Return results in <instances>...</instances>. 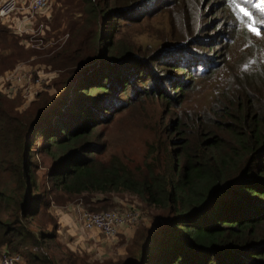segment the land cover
Instances as JSON below:
<instances>
[{
  "label": "trees",
  "instance_id": "16d2710c",
  "mask_svg": "<svg viewBox=\"0 0 264 264\" xmlns=\"http://www.w3.org/2000/svg\"><path fill=\"white\" fill-rule=\"evenodd\" d=\"M82 1L81 18L64 44L46 58L53 70L67 76L65 93L58 89L52 100L40 91L45 76L35 85L42 67L19 58L23 51L12 49L6 35L13 33L19 48L22 42L29 46L28 36L37 30L20 32L11 27L16 18L11 23L0 20V41L12 49L0 52V77L23 61L20 65L33 74L32 87L25 90L27 81L15 92L0 79V254L5 248H47L27 249L23 264H264V68L247 64L208 107L187 110L185 92L212 59L191 50L142 53L135 45L119 42L121 29L109 28L108 19L119 25L121 20L138 23L133 16L146 12L152 0ZM257 5L254 0L246 17H256L262 10ZM14 14L21 12L16 9ZM52 19L45 20L46 26ZM251 60L248 57V63ZM79 66L75 85L70 80ZM171 68L185 74L165 78L164 71ZM154 90L169 102H179L177 118L169 124L175 139L180 137L177 145L165 128L161 132L166 135L147 144L141 164L131 167L117 154L103 160L105 143L94 130L109 111H115L113 95ZM41 167L48 170L45 181L38 173ZM56 192L88 194L86 205H78L90 210L99 203L101 210L113 204L126 207L132 202L119 196L126 192L159 209L162 216L155 215L159 219L154 228V220L149 225L145 214L137 223L126 224L137 226L126 252L130 263L127 256L97 259L91 251L73 249L58 237L57 219L48 208L51 201L68 199H57ZM115 195L121 201L113 199ZM74 205L69 202L67 207L74 211L76 226L89 230L80 224ZM35 217L42 222L39 231L30 226Z\"/></svg>",
  "mask_w": 264,
  "mask_h": 264
},
{
  "label": "rangeland",
  "instance_id": "374dc122",
  "mask_svg": "<svg viewBox=\"0 0 264 264\" xmlns=\"http://www.w3.org/2000/svg\"><path fill=\"white\" fill-rule=\"evenodd\" d=\"M53 2L56 3V7L52 24L40 26L34 35H29V46L21 41L23 44L20 42L21 45L18 44L20 47H15L17 37L10 31H6L11 48L23 51L19 58L35 66L39 65L46 73L45 80H41L44 86L40 88V91H45L49 100H52L58 89L62 90V94L65 93L67 76L60 69L53 70V66L47 63L46 58L50 55L49 51L53 53L55 49L64 44L68 32L75 27L84 9L82 0H60L59 4L57 0ZM253 2L254 0H152L146 12L130 15L134 19H140V22L121 20L119 25V22L116 23L113 18H109L107 26L109 28L116 26L121 29L118 34L119 42L127 43L131 47L135 45V48L137 50L140 48L142 53L159 52L161 48L171 53L170 49H174L175 52L179 49L180 53L191 50L196 54L211 58L210 67L203 68L201 75L195 77L194 85L185 92L183 107L190 111H200L208 107L220 91L229 87L232 82L230 79L233 77L234 82L245 71L242 69L247 64L248 68H264V26H262V23L264 24V0H258L262 10H257L255 18L243 16L244 14L237 7L249 12L248 7L252 6ZM253 27H256L260 34L252 31ZM2 35L3 33L0 32V39ZM175 37L183 38L176 40ZM3 42L0 41V52L12 51L11 48H5ZM17 42H19L18 39ZM248 57L252 58L249 63ZM80 66L74 72L76 75L70 80L75 85H78V78L75 77H77ZM170 71H164L165 78L174 76L173 74H185L177 68H171ZM36 77H39V74H36ZM140 83L143 85L146 82L141 81ZM75 95L70 97H75ZM113 96L114 102H117V104L114 103L117 106L115 111H109L105 121L98 124L94 130V135L101 134L98 140L105 143V153L100 156L103 160L108 161L112 155L117 154L131 167H135L144 161L147 144L154 140L158 142L159 138L167 133L177 145L180 137L175 139L177 135L169 126L170 122L177 118L174 111L177 113L180 110L177 100L169 102L166 96L159 97L155 90L146 95H138L137 91H129L128 94H114ZM108 97L110 98V94ZM165 128L167 133L163 134L161 130ZM42 139L43 137L39 141L41 142ZM33 158L37 159L38 156L34 154ZM49 164L50 160L47 158L46 165L49 166ZM47 172L46 167L39 169L41 180H47ZM56 193L59 194L57 199H68L60 204L72 202L82 206L86 205L85 195H88L86 193L61 192L63 195ZM119 194L123 201L135 203L142 208L144 214L148 215L149 225L153 220L159 219L155 217L157 213L162 216L159 209L147 207L136 195H127L126 192ZM106 204L109 205V203ZM100 205L102 204L99 203L97 208L91 210H101ZM116 205L113 204L103 209L113 208ZM34 220L37 221L35 225ZM30 226L39 231L42 227L40 218L35 217L31 220ZM122 242L124 253H120L118 247L112 246L109 257L97 259L128 257L126 252L131 241L123 238ZM48 244L51 245L50 250H56L53 242ZM45 248L23 247L21 252L25 255L27 249L42 251ZM6 249L11 250L9 248L4 250ZM25 264L28 263L25 262Z\"/></svg>",
  "mask_w": 264,
  "mask_h": 264
},
{
  "label": "built area",
  "instance_id": "2783aa9c",
  "mask_svg": "<svg viewBox=\"0 0 264 264\" xmlns=\"http://www.w3.org/2000/svg\"><path fill=\"white\" fill-rule=\"evenodd\" d=\"M16 9L20 10V15H12ZM53 9L52 0H2L0 2V20L12 22V17L16 18L15 25L11 26L17 31L34 32L40 26H46V18H50ZM2 77L9 83L7 89L10 92H15L19 85H23L30 81L25 90L32 87L30 84L33 81V74L28 71L23 65H19L14 70L7 72ZM1 77V80H2ZM41 80V76L38 81ZM74 208L80 211L79 222L85 228H96L105 233L107 237H114L119 228L126 224H135L144 217V212L141 207L134 203L128 204L126 207L119 205L112 209L90 210L80 205H74ZM24 255L21 251L3 250L0 254V264H23Z\"/></svg>",
  "mask_w": 264,
  "mask_h": 264
},
{
  "label": "crops",
  "instance_id": "0c3cea01",
  "mask_svg": "<svg viewBox=\"0 0 264 264\" xmlns=\"http://www.w3.org/2000/svg\"><path fill=\"white\" fill-rule=\"evenodd\" d=\"M55 7L56 3L53 2L52 16H54ZM8 53L5 52L4 54ZM23 62H15V66ZM44 76L46 77L47 75L45 72H42L41 80ZM40 81L36 82L35 85L38 86ZM113 199L121 201L117 195L113 196ZM67 205L68 203L62 205L51 201L48 208L57 219V232L60 239L73 249H86L87 251H91L93 258L109 257V254L112 252V246L118 247L120 253L125 252L122 239L124 238L129 241L133 237L137 226L122 225L119 228L117 236L111 239L113 241H109L99 229L93 228L82 232V229L76 226L74 211L70 210ZM51 227L52 225L50 224L47 228Z\"/></svg>",
  "mask_w": 264,
  "mask_h": 264
},
{
  "label": "snow or ice",
  "instance_id": "6c2138e0",
  "mask_svg": "<svg viewBox=\"0 0 264 264\" xmlns=\"http://www.w3.org/2000/svg\"><path fill=\"white\" fill-rule=\"evenodd\" d=\"M257 7H261V5H257ZM240 11L243 12L245 16H248V15H249V13L245 12L243 8H241ZM252 31L256 32L257 34H260V33L257 31L256 27H253V28H252Z\"/></svg>",
  "mask_w": 264,
  "mask_h": 264
},
{
  "label": "water",
  "instance_id": "95a60500",
  "mask_svg": "<svg viewBox=\"0 0 264 264\" xmlns=\"http://www.w3.org/2000/svg\"><path fill=\"white\" fill-rule=\"evenodd\" d=\"M154 226H155V221H154L153 224L151 225V228H154ZM126 262H127V263H130V262H131L129 257H128V259H127Z\"/></svg>",
  "mask_w": 264,
  "mask_h": 264
},
{
  "label": "clouds",
  "instance_id": "9594fccd",
  "mask_svg": "<svg viewBox=\"0 0 264 264\" xmlns=\"http://www.w3.org/2000/svg\"><path fill=\"white\" fill-rule=\"evenodd\" d=\"M50 18H51V17H50ZM50 18H49V19H50ZM46 20H47V19H46Z\"/></svg>",
  "mask_w": 264,
  "mask_h": 264
}]
</instances>
